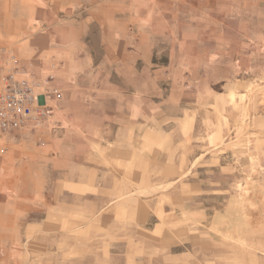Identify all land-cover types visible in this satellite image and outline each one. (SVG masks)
<instances>
[{
    "label": "rangeland",
    "instance_id": "1",
    "mask_svg": "<svg viewBox=\"0 0 264 264\" xmlns=\"http://www.w3.org/2000/svg\"><path fill=\"white\" fill-rule=\"evenodd\" d=\"M81 21L85 33L69 29ZM103 21L127 37L200 29L198 39L212 52L216 45L208 62L217 81L195 89L207 108L202 121L212 114L216 125L166 131L178 146L161 169L154 162L153 177L139 179L134 193L92 197L153 202L166 220L146 228L64 224L61 202L82 208L86 200L57 192L53 114L38 130H0V264H264V0H0V66L15 55L41 77L64 82L63 60L97 57ZM79 45L84 50H71ZM169 52L159 53L160 62ZM76 72L75 65L67 72L74 86ZM109 212L94 217L116 218Z\"/></svg>",
    "mask_w": 264,
    "mask_h": 264
},
{
    "label": "crops",
    "instance_id": "2",
    "mask_svg": "<svg viewBox=\"0 0 264 264\" xmlns=\"http://www.w3.org/2000/svg\"><path fill=\"white\" fill-rule=\"evenodd\" d=\"M83 22L72 23L69 29L85 33L88 27ZM106 28L105 21L98 23L96 58L60 63L65 81L57 78L56 84L62 87L64 97L54 104L53 112L60 134L49 136L55 151L51 159L57 168V192L87 202L80 208L65 201L58 208L65 210L61 218L68 225L76 221L89 226L146 228L155 221L161 225L166 220L165 211L148 200L101 204L91 199L103 193H134L139 179L153 177L148 172L153 170L154 162L161 169L169 162L171 150L178 146L177 142L168 144L166 131L199 129L202 124L215 127L212 114L202 121L207 108L201 105L202 92L195 89V83L217 81L208 62L211 56L217 58L216 45L212 52L210 43H202L198 39L200 29H153L152 39L151 31L145 37L140 31L127 37L119 27ZM186 35L195 40L188 41ZM203 45L209 51L201 52ZM166 49L170 51L169 61L162 63L159 53ZM71 50L82 51L84 47ZM202 56L205 63L198 62ZM74 65L75 86L70 84L72 75L67 74ZM26 67L36 76H43ZM208 97L212 99V95ZM213 99L217 103L216 95ZM103 210H111L109 213L116 218L107 214L104 218L94 217ZM74 213L81 218H74ZM216 221L218 227L228 224Z\"/></svg>",
    "mask_w": 264,
    "mask_h": 264
},
{
    "label": "built area",
    "instance_id": "3",
    "mask_svg": "<svg viewBox=\"0 0 264 264\" xmlns=\"http://www.w3.org/2000/svg\"><path fill=\"white\" fill-rule=\"evenodd\" d=\"M63 98L55 77H38L11 55L0 66V130H38L49 124L54 102Z\"/></svg>",
    "mask_w": 264,
    "mask_h": 264
}]
</instances>
